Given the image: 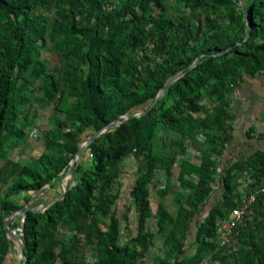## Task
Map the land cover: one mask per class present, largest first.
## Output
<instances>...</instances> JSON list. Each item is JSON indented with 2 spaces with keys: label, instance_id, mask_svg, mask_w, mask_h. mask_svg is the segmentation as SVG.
I'll return each mask as SVG.
<instances>
[{
  "label": "trees",
  "instance_id": "16d2710c",
  "mask_svg": "<svg viewBox=\"0 0 264 264\" xmlns=\"http://www.w3.org/2000/svg\"><path fill=\"white\" fill-rule=\"evenodd\" d=\"M211 1L216 5L235 4L234 0ZM257 1L259 4L253 5L256 0H246L244 8L252 26H257V21H264V0ZM152 3L161 6L157 0H0V151L10 137L9 131L16 117L12 106L14 96L28 90L30 84L42 79L46 90L51 93L55 109L64 114V119L56 122L54 131L46 140L45 152L39 160L40 168L17 166L15 169L23 177L10 186L0 205L2 223L4 213L22 209L13 197L21 192L41 191L45 184L52 188L66 174L84 141L136 106L148 105L151 94L163 88L160 83L174 79L177 73L182 74L166 87L165 94H170L171 100L160 107L159 114L155 115V109L148 105L146 116L127 122L129 134L109 138V132H106L79 152L73 173L74 185L68 187L63 199L43 212L29 208L22 215L20 240L26 255L24 264H52L57 249L61 264H80L78 233H85V244L93 246L95 264H136L139 255L136 245L146 249L147 239L154 237L145 232V220L150 213L145 190L147 177L143 175L137 179L131 191L134 203L141 211L138 235L133 240L135 245H119V221L112 211L116 196L110 193L118 162L133 152L151 169L158 163L160 167L169 168L173 164L172 158L152 155V139L160 120L181 135L191 134L199 128H218L225 120L215 123L211 112L194 102L196 95L207 87L224 90L228 83L239 84L244 74L264 77L263 25L254 27L249 39L243 43L252 46L251 41L260 39L253 52L247 54L238 50L233 28L226 22L206 17L211 32L204 37L200 18H197L198 24L185 21L175 24L154 16ZM51 9L54 14L50 17L48 10ZM47 34L64 59L62 81L46 72L38 59L39 42ZM148 36L151 38V52L162 63L144 74L133 53L149 41ZM228 48H233L228 53L232 57L215 62L222 58L215 54ZM199 56H204L197 66L199 75L191 77L194 69L188 70ZM17 78L22 80L19 88H15ZM184 106L189 110L187 114L182 115L181 120L173 119V113ZM200 112L203 116H193V113ZM258 137L264 138V133ZM11 165L14 167L15 164L9 162L5 169L12 168ZM240 167L254 173L255 185L260 186L264 182V150H256ZM201 171L198 165L183 161L178 175L180 181L195 189L191 197L194 207L206 199L209 181L204 178L198 186L185 176ZM226 184L229 193L230 183L226 181ZM261 195L255 203L261 200ZM23 199L25 202L30 200L28 197ZM225 199L228 200L227 196ZM215 211L198 229V255L206 245L213 248L218 243L216 223L226 214L218 219ZM158 215V231L162 232L164 222L172 218L163 205H159ZM191 215L192 212L180 203L172 220V238L177 239L179 231L189 227ZM100 216H109L107 230L98 227ZM60 229L74 234L66 241L59 237ZM2 232L0 264L7 260L12 245L4 228ZM206 237L215 242L206 240ZM200 258L188 264H198ZM257 259L258 264H264V247H261ZM173 264L183 263L176 261Z\"/></svg>",
  "mask_w": 264,
  "mask_h": 264
},
{
  "label": "rangeland",
  "instance_id": "374dc122",
  "mask_svg": "<svg viewBox=\"0 0 264 264\" xmlns=\"http://www.w3.org/2000/svg\"><path fill=\"white\" fill-rule=\"evenodd\" d=\"M106 1L111 2L113 0ZM157 1L161 6L154 4L153 1L154 16H160L162 19L175 24L183 21L198 24L197 18H200L203 21L202 36L204 37L211 32L205 22L206 17L216 18L231 25L240 52L251 54L254 46L260 42V39H255L250 42L252 46L243 44L249 39L250 32L254 27H259L258 25L264 27V21H257V26H252L244 10L246 0H234L235 4L228 6L216 5L211 0ZM254 4L258 5L259 3L256 0ZM48 13L51 17L54 10H48ZM148 38L149 41L133 53L139 70L144 74L148 69H155L162 63L161 59L151 52V38L150 36ZM39 49L38 59L42 67L46 72L53 73L58 81H62L64 59L51 42L49 34L45 35L44 39L39 42ZM232 49L228 48L222 53L215 54L216 57H222L215 62L231 58L232 54L228 53ZM203 59L204 56H199L192 61L188 70L194 69L190 73L191 77L199 75L197 66ZM181 75V73H177L175 78H180ZM170 80L168 79L160 85L165 86ZM245 81L252 84L248 91L242 90V83ZM21 85L22 80L17 78L15 88H19ZM166 87L161 95H159L160 88L156 90V93H152L148 99V105L151 109H155V115L159 114L162 105H166L171 100L170 94H165ZM243 92L245 94H242ZM50 96L51 93L46 90L42 79L30 84L28 90L14 96L12 106L16 117L13 121V127L9 131L10 137L1 146L0 151V205L9 193L10 186L23 177L20 172L15 171L17 166L40 168L39 160L45 152L46 140L54 131L56 122L64 119V114L55 109ZM194 102L209 110L215 123H219L220 120L225 121L215 129L199 128L191 134L181 135L165 121L160 120L152 139V155L159 158H172V166L164 168L160 167V163H158L151 169L145 161L137 159L133 152L118 162L117 175L110 185L111 195L116 196L112 211L119 221L118 244H129L131 247L135 245L133 240L138 235L141 211L134 203L131 191L137 179L145 175L147 177L145 190L150 206V213L145 220V232L152 233L154 237L147 239L146 249L139 244L136 245L139 252L135 259L136 264H173L176 261L188 264L198 257H201L198 264H258V254L261 247H264V194L261 195V200L254 204L251 211L252 220L245 230L240 231L241 236L239 234L236 246L231 244V246L221 247L216 243L217 245L212 248L206 245L207 247H204L202 254L198 255L197 232L201 224L205 223L214 210L217 213L216 218L219 219L238 203L243 193L252 191L256 186L254 173L252 174V182H248L243 178L246 169H242L240 166L246 164V159L254 151L264 150V138L258 137L259 134L264 133V77L259 74L254 76L244 74L241 83H228L224 90L221 87H207L196 95ZM148 105L146 103L138 105L125 115L143 113L136 117L137 119L143 118L147 114ZM178 110L172 115L175 120H181L182 115L185 116L189 111L185 106ZM125 115L119 116L121 117L119 124L97 132V137L106 132H109V138L129 134L130 128L127 122L130 119L125 120ZM193 116L198 117L203 116V114L201 112L193 113ZM248 134L254 137L250 138ZM87 141H84L82 145ZM183 161L202 168L200 173L186 175V180L194 182L198 186L204 178L209 181L208 195L196 207L191 202L195 189L178 179ZM9 162L15 165L14 167L11 165L12 168L8 170L5 169V166ZM69 169L55 182L52 188L45 184L41 191L21 192L13 197L22 205L21 210L29 207L35 211L43 212L49 207L47 205L51 200L63 199L65 195L64 197L62 195L65 190L67 191L68 187L71 186V180L68 177ZM226 181L230 183L229 193L227 192ZM225 196L228 200L225 199ZM24 197H28L30 200L25 202ZM180 203L190 210L192 215L189 227L184 231H179L177 239H174L172 238L174 230L172 220L177 215ZM159 205H163L165 211L172 218V220L164 222L162 232L158 231ZM13 213H4V221L3 223L0 222V246L4 240L2 230L3 228L5 230V222ZM24 213H14L8 223V227L18 238L21 236L22 215ZM108 225L109 216H100L98 227L107 230ZM58 234L60 238L67 241L74 233L60 229ZM78 234L81 251L78 257L80 264H95L97 259L93 246L85 244V233ZM6 237L9 238L7 233ZM206 240L215 242L213 238L209 237H206ZM11 249L16 251L14 254L17 256L18 247L14 242H12ZM58 254L59 249L55 250L52 264H61ZM20 261L22 264L21 257Z\"/></svg>",
  "mask_w": 264,
  "mask_h": 264
},
{
  "label": "built area",
  "instance_id": "2783aa9c",
  "mask_svg": "<svg viewBox=\"0 0 264 264\" xmlns=\"http://www.w3.org/2000/svg\"><path fill=\"white\" fill-rule=\"evenodd\" d=\"M243 178L252 182V172L244 170ZM264 193V182L250 192L243 193L238 203L217 221L216 234L219 246H236L240 231L247 228L252 220L251 211L257 198Z\"/></svg>",
  "mask_w": 264,
  "mask_h": 264
},
{
  "label": "water",
  "instance_id": "95a60500",
  "mask_svg": "<svg viewBox=\"0 0 264 264\" xmlns=\"http://www.w3.org/2000/svg\"><path fill=\"white\" fill-rule=\"evenodd\" d=\"M178 78H179V77H176V78L170 80L169 82H167V83L165 84V86H163V88L161 89L159 95H161V94L163 93V91H164V89H165V87H166L167 85L171 84L172 82H174V81L177 80ZM142 114H143V113H142ZM142 114L125 115V118H124V119H125V120H129V119H132V118L139 117V116H141ZM120 118H121V117H119L115 122L109 124V125L106 126L105 128H110V127H113V126L119 124V123H120ZM97 136H98V133H96L91 139H89L85 144H83V145L79 148V150H78V152H77L75 158L71 161V163H70V169H69V172H68V177H69L70 180H71V186L74 185L73 173H74L75 161H76V159H77V156H78L79 152L82 151V150H83V149H84V148H85V147H86V146H87V145H88L93 139H95ZM65 193H66V190H65L64 194L62 195V197H64ZM57 200H58V199H57ZM54 202H56V199L51 200V201L48 203L47 207L50 206V205H52ZM28 209H29V207H26V208H24L23 210H21V211L19 210V211H16V212H14V213H17V212H26ZM14 213H13V214H12L7 220H6V222H5V230H6L7 235L9 236L11 242H14V243L17 245V247H18V251H19V254H20V257H21V259H22V261H23L22 264H24V262L26 261V255H25V251H24V248H23L22 242H21L20 238H18V236L15 235V234L10 230V228L8 227V223H9V221L12 219V217L14 216Z\"/></svg>",
  "mask_w": 264,
  "mask_h": 264
},
{
  "label": "crops",
  "instance_id": "0c3cea01",
  "mask_svg": "<svg viewBox=\"0 0 264 264\" xmlns=\"http://www.w3.org/2000/svg\"><path fill=\"white\" fill-rule=\"evenodd\" d=\"M252 85V84H249L247 83L246 81L242 83V90H246L248 91L249 90V86ZM245 92V91H244ZM242 93V94H245V93ZM254 136L250 137V138H253ZM262 150V149H261ZM255 152V151H254ZM16 251L13 249L10 250V253L8 254V258L7 260L3 263V264H21V261H20V254H19V251L17 253V256L14 254Z\"/></svg>",
  "mask_w": 264,
  "mask_h": 264
}]
</instances>
